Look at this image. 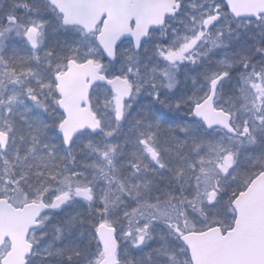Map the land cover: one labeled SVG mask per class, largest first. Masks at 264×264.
Segmentation results:
<instances>
[{"label":"snow or ice","instance_id":"snow-or-ice-1","mask_svg":"<svg viewBox=\"0 0 264 264\" xmlns=\"http://www.w3.org/2000/svg\"><path fill=\"white\" fill-rule=\"evenodd\" d=\"M0 264H264V0H0Z\"/></svg>","mask_w":264,"mask_h":264}]
</instances>
